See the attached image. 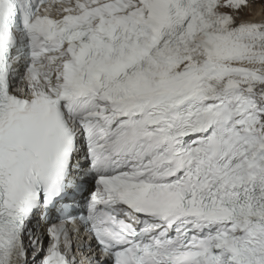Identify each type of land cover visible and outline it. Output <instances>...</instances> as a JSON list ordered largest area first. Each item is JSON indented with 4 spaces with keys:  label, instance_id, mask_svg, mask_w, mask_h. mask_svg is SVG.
<instances>
[{
    "label": "snow or ice",
    "instance_id": "snow-or-ice-1",
    "mask_svg": "<svg viewBox=\"0 0 264 264\" xmlns=\"http://www.w3.org/2000/svg\"><path fill=\"white\" fill-rule=\"evenodd\" d=\"M255 3L0 0V264H264Z\"/></svg>",
    "mask_w": 264,
    "mask_h": 264
},
{
    "label": "bare ground",
    "instance_id": "bare-ground-1",
    "mask_svg": "<svg viewBox=\"0 0 264 264\" xmlns=\"http://www.w3.org/2000/svg\"><path fill=\"white\" fill-rule=\"evenodd\" d=\"M250 11H253L254 15L256 17L264 15V2H262V0H256L254 9H252ZM33 226L36 228L38 234H42L41 225L40 224H36V223L33 222Z\"/></svg>",
    "mask_w": 264,
    "mask_h": 264
}]
</instances>
